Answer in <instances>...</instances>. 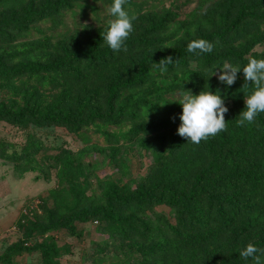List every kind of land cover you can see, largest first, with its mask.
<instances>
[{
	"label": "trees",
	"instance_id": "1",
	"mask_svg": "<svg viewBox=\"0 0 264 264\" xmlns=\"http://www.w3.org/2000/svg\"><path fill=\"white\" fill-rule=\"evenodd\" d=\"M78 1L0 0V121L21 127L57 124L72 127L71 131L94 120L142 122L128 132L108 136L130 140L142 131L149 133L156 145L145 146L151 150V165L134 188L130 183L98 179L103 195L100 202L87 196L86 186L80 183L87 180L88 168L71 152L61 151L55 157V176L63 185L59 194L66 191L72 196V202L63 206L70 212L65 226L74 234L72 220L97 219L103 230L122 237L133 229V222L143 215L147 203L164 204L172 210L179 208L175 222L149 224L148 234L158 240L144 253L172 261L210 249L221 258H200L194 264H252L238 252L249 242L264 248V113L258 114L252 124L238 125L244 95L252 88L250 81L246 82L238 71L235 82L226 86L218 82L215 72L208 76V69L226 62H247L244 53L264 41V0H214L201 14L209 26L167 52L139 51L138 41H145L142 38L129 40L120 51L113 52L103 35L86 33L80 37L64 35L57 42L44 37L25 50L18 47V56L28 54L29 60L21 65L11 62L15 57L9 47L16 34L27 33L36 21H61L64 10ZM204 1L210 3L200 0L191 13L192 20L200 15ZM6 7L10 10L4 11ZM198 38L212 43L213 51L200 56L188 53L187 44ZM164 57H171L173 62L162 74L155 64ZM251 57L264 55L251 52ZM190 61L196 62L194 68L189 67ZM207 85L209 90L220 91L224 104L230 102V106L225 104L226 128L192 144L176 132L181 106L169 96L184 89L196 93ZM38 86L53 91V98L36 96ZM77 86L81 95L72 108L65 102L72 97L71 87ZM9 146L0 141V159L19 163L15 168L21 172L38 169L39 143H27L20 151H8ZM40 204L26 206L17 225L25 226L33 220ZM59 224L55 220L35 224V228L46 232ZM30 235L29 231L7 246L0 262L15 264L16 254L38 251L42 264H59L61 248L53 238L41 236L29 243Z\"/></svg>",
	"mask_w": 264,
	"mask_h": 264
},
{
	"label": "rangeland",
	"instance_id": "2",
	"mask_svg": "<svg viewBox=\"0 0 264 264\" xmlns=\"http://www.w3.org/2000/svg\"><path fill=\"white\" fill-rule=\"evenodd\" d=\"M199 2L200 0H127L126 7L130 14H135L136 19L133 21V31L125 42L142 38L145 41H138L139 51L149 53L167 52L188 42L204 31L205 26H209L207 20L201 19V14L207 5H213L214 0H210V3L204 1L205 5L199 10L200 15L192 20L191 13ZM107 5L108 2L104 0H79L73 7L64 10L61 21L47 19L32 23L27 33L16 34L12 40L13 46L9 50L15 58L11 62L20 65L27 62L28 54L18 56L17 50H25L44 37L57 42V38L61 39L64 35H103ZM5 10L10 9L6 7ZM8 30L13 33V28L8 27ZM251 52L264 55V41L254 44L243 56L248 59ZM30 58L35 59L36 56L31 55ZM195 66L196 62L190 61L189 67ZM46 88L38 86L35 95L47 100L53 98V91ZM79 88L71 87L72 97L65 102H69L72 108L81 95ZM169 97L177 99L179 93L175 92ZM225 104L230 106V102ZM141 124L142 122L94 120L71 131L72 127L57 124H29L21 127L0 121V141L10 145L8 151H20L27 143L40 144L36 154L39 167L36 170L21 172L15 168L19 163L0 159V254L30 231L29 243H35L42 237L53 238L61 248L59 264H194L200 258H221L219 253L210 249L201 253L197 250L194 254L183 255L172 261L144 253L145 248L151 247L158 240L155 235L148 234L149 224L154 225L158 221L170 224L175 222L174 215L179 208L174 211L164 204L147 203L143 215L133 222V229L122 237L103 230L102 222L97 219L84 222L72 220L74 234L65 226L70 212H66L63 206L72 202V196L65 189L63 194H59L63 185L55 176V157L63 150L74 154L75 159L88 168L87 180H80L82 187L86 186L85 194L100 202L103 195L98 179L112 180L118 184L130 183L134 188L136 180L149 170L152 156L151 150L145 146L156 145L149 133L143 134L140 131L137 136H131L130 140L123 137L112 139L108 136L128 132ZM64 187L66 188L65 185ZM40 201L39 212L33 220L25 226H18L16 220L20 212L27 210L24 209L26 206H37ZM55 220L60 224L54 229L41 232V229L35 228L39 224ZM13 261L15 264H42L38 251L18 253Z\"/></svg>",
	"mask_w": 264,
	"mask_h": 264
},
{
	"label": "clouds",
	"instance_id": "3",
	"mask_svg": "<svg viewBox=\"0 0 264 264\" xmlns=\"http://www.w3.org/2000/svg\"><path fill=\"white\" fill-rule=\"evenodd\" d=\"M126 5L127 0H110L106 7L103 41L113 52L122 49L133 31V21L136 16L130 14ZM186 51L200 56L212 52L213 44L202 38L194 39L187 44ZM172 62L171 57H164L156 62L155 66L163 74ZM238 71H242L244 80L250 81L252 85L251 90L244 95V108L236 120L238 125L245 126L252 124L258 114L264 113V58L249 57L243 65L226 62L220 67L213 66L208 69V76L216 72L219 83L231 86L237 78ZM223 99L218 89L209 90L208 85L206 89L202 88L196 93L187 89L181 91L179 99L172 100L181 106V111L178 113L180 123L176 128L177 134L186 142L199 144L201 140L224 131L226 128L224 114L227 112V107ZM238 255L245 261L251 259L252 264H264V248L254 243L245 244Z\"/></svg>",
	"mask_w": 264,
	"mask_h": 264
}]
</instances>
